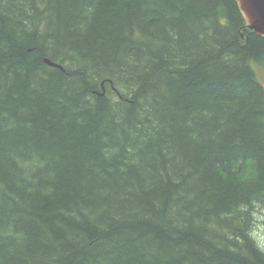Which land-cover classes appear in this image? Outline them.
<instances>
[{
	"label": "trees",
	"instance_id": "obj_1",
	"mask_svg": "<svg viewBox=\"0 0 264 264\" xmlns=\"http://www.w3.org/2000/svg\"><path fill=\"white\" fill-rule=\"evenodd\" d=\"M262 64L236 0H0V264H264Z\"/></svg>",
	"mask_w": 264,
	"mask_h": 264
},
{
	"label": "water",
	"instance_id": "obj_2",
	"mask_svg": "<svg viewBox=\"0 0 264 264\" xmlns=\"http://www.w3.org/2000/svg\"><path fill=\"white\" fill-rule=\"evenodd\" d=\"M248 28L264 37V0H236Z\"/></svg>",
	"mask_w": 264,
	"mask_h": 264
},
{
	"label": "rangeland",
	"instance_id": "obj_3",
	"mask_svg": "<svg viewBox=\"0 0 264 264\" xmlns=\"http://www.w3.org/2000/svg\"><path fill=\"white\" fill-rule=\"evenodd\" d=\"M256 74L264 84V64L256 66ZM252 233L258 245L264 248V209H259L256 213Z\"/></svg>",
	"mask_w": 264,
	"mask_h": 264
},
{
	"label": "bare ground",
	"instance_id": "obj_4",
	"mask_svg": "<svg viewBox=\"0 0 264 264\" xmlns=\"http://www.w3.org/2000/svg\"><path fill=\"white\" fill-rule=\"evenodd\" d=\"M242 12V11H241ZM243 14V13H242ZM244 16V15H243ZM244 18H245V16H244ZM246 20V19H245ZM247 22V21H246ZM247 27H248V24H247ZM250 29V28H249ZM252 30V29H251ZM254 31V30H253ZM255 32V31H254ZM256 33V32H255ZM51 65H53V66H56V67H61V66H59V65H57V64H54V63H51Z\"/></svg>",
	"mask_w": 264,
	"mask_h": 264
}]
</instances>
